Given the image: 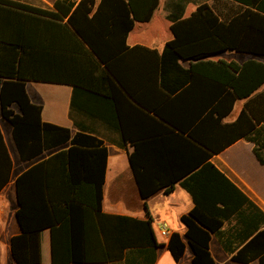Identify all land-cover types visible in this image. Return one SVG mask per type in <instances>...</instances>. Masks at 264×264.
<instances>
[{"label": "trees", "instance_id": "16d2710c", "mask_svg": "<svg viewBox=\"0 0 264 264\" xmlns=\"http://www.w3.org/2000/svg\"><path fill=\"white\" fill-rule=\"evenodd\" d=\"M159 1L55 0L54 10H48L20 0H0V115L11 127L19 157L30 161L70 143L15 178L20 232L9 243L15 264H40L38 237L43 229L50 232L52 264H154L160 243L149 213L138 219L102 211L107 148L87 133L72 134L66 127L42 121V106L31 101L26 81L70 83L74 86L70 108L78 105L93 113L95 79L121 82L113 57L126 47L134 23L149 21ZM223 1L225 11L200 2L188 15L182 0L166 3L173 37L160 52L149 50L153 75L165 90V104L180 101V94L202 78L212 81L216 99L213 106L209 100L200 107L191 129L154 109L179 132L167 127L173 134L167 135L170 149L158 151L160 162L153 170L143 167L137 145L129 154L143 199L159 190L169 193L176 182L191 196L193 207L180 217L185 234L173 231L166 242L178 264H215L211 234L233 261L256 259L264 264V211L209 160L244 138L264 165V63L210 58L224 50L264 56V0ZM47 30L54 32V42L63 39L68 48L47 50ZM66 56L70 72L60 68ZM181 60L191 61L190 67H183ZM238 99L245 101L237 118L222 122ZM209 120L218 126L219 136L232 135L212 144L200 133ZM11 171L0 126V190ZM187 246L192 256L184 262Z\"/></svg>", "mask_w": 264, "mask_h": 264}, {"label": "crops", "instance_id": "0c3cea01", "mask_svg": "<svg viewBox=\"0 0 264 264\" xmlns=\"http://www.w3.org/2000/svg\"><path fill=\"white\" fill-rule=\"evenodd\" d=\"M54 1L30 0L29 4L54 10ZM160 1L161 16L166 21L163 24L157 22V25L154 26L149 23L152 16L149 21L135 22L126 37V47L113 57V68L121 77V82L115 78L111 80L95 79L97 93L93 113L83 111L78 105L70 108L74 87L70 83L29 80L26 81V91L32 102L42 106V121L66 127L72 134L77 131L87 133L102 142V145L107 148L106 168L102 184V211L138 219H145L146 212H148L153 220L154 235L157 242L160 243L154 264H178L167 249L166 242L169 234L173 231L179 232L182 236L185 234L186 228L180 217L193 207L191 196L176 182L169 193L159 190L143 199L140 196L129 162V154L137 145L141 150L140 162L143 167L153 170L160 162L158 151L170 149L167 135L172 136L173 134L167 127L179 132L178 127H171L156 114L154 109L165 112L177 124L191 129L195 124L191 123L192 117L203 104L208 105L209 100H212L213 106L216 97L212 92V81L202 78L195 80L193 88L188 92L180 94V101L175 100V102L165 104L167 100L164 94L165 90L160 86V79L153 75L149 52L151 49L160 52L164 44L173 37L166 6L170 0ZM182 1L186 4L185 15L193 11L200 2H207L214 7L211 0ZM219 1L224 2L223 0ZM219 11H225V9ZM161 31L164 32L163 36H160ZM44 35L47 38V50L52 51L55 47L68 48V43L63 39L61 43L60 41L54 42L52 30H47ZM227 51L236 52L224 50L213 54L210 58L237 63L248 59L261 61L251 56L244 57V60L239 61L232 55L224 54ZM180 63L183 67L188 68L191 61L181 60ZM60 65L61 70L70 72L69 56L63 57L60 60ZM28 85L31 87L29 88ZM244 101L245 99L236 100L230 112L222 118V122H233L239 115ZM203 114L200 115V118L203 117ZM198 120L195 122L197 123ZM209 121L203 126L200 133L212 144L221 143L232 135L230 132H222L219 136L218 126L213 124L212 120ZM0 126L12 160L10 179L0 190V264H15L9 247L10 238L20 232L15 215L17 209L15 178L34 163L68 147L70 143L46 150L33 160L23 161L20 159L12 139L10 125L5 123L3 127L0 123ZM216 140L217 142H215ZM209 160L264 211V165L256 158L253 144L250 141L239 138L221 151L213 153ZM144 204H146V208ZM158 222L166 224L167 237L163 238L159 235L156 227ZM38 239L40 264H52L49 229L41 230ZM209 248L215 264H258L256 259L248 263L233 261L231 255L225 252L214 234H211ZM191 256V249L187 246L182 261L188 262Z\"/></svg>", "mask_w": 264, "mask_h": 264}, {"label": "rangeland", "instance_id": "374dc122", "mask_svg": "<svg viewBox=\"0 0 264 264\" xmlns=\"http://www.w3.org/2000/svg\"><path fill=\"white\" fill-rule=\"evenodd\" d=\"M20 1L28 2V3L30 2V0H20ZM211 2L213 3V5H214V7H215V9L217 11L218 10H222V9H226V7L223 5L222 1L211 0ZM164 21H166V20L164 18H162V16H161V8H160V5H159L158 9L154 12L153 17H152L151 21H149V23H151L152 25L156 26L157 22L163 24ZM138 25H140V24H138ZM163 34H164V32L161 31L160 36H163ZM224 54L232 55V56L235 57L236 60H239V61L244 60V57L251 56V57L258 58V59H260L261 61L264 62V57L263 56H254V55H250V54L236 53V52H231V51H227ZM28 87L30 88L31 86L28 85ZM0 123L3 125V127H4L5 123H7L6 120L1 117V115H0Z\"/></svg>", "mask_w": 264, "mask_h": 264}, {"label": "built area", "instance_id": "2783aa9c", "mask_svg": "<svg viewBox=\"0 0 264 264\" xmlns=\"http://www.w3.org/2000/svg\"><path fill=\"white\" fill-rule=\"evenodd\" d=\"M156 227L160 236H162L163 238L168 236V229L165 223L158 222L156 223Z\"/></svg>", "mask_w": 264, "mask_h": 264}]
</instances>
